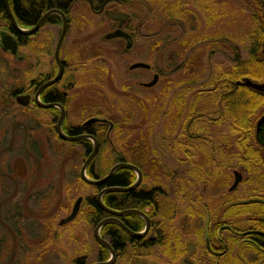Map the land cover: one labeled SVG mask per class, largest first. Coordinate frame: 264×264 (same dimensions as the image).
<instances>
[{"label": "rangeland", "instance_id": "obj_1", "mask_svg": "<svg viewBox=\"0 0 264 264\" xmlns=\"http://www.w3.org/2000/svg\"><path fill=\"white\" fill-rule=\"evenodd\" d=\"M160 1L130 2L134 5L130 6L133 13L143 15L140 13L142 21L131 23L140 30L129 50L119 37H105L115 29V23L106 14H97L87 1L75 2L67 16L70 25L61 57L69 60L71 69L76 71L67 121L82 123L98 111H105L101 113L103 116L117 121L118 128L108 141L122 144L117 149L108 148L103 156L109 160L103 158L95 164L97 168L103 162L104 174L109 164H113L116 151L132 155L133 143L142 135L149 137L153 133L154 139L152 136L150 139L155 145L156 157L177 162L182 156L179 146L170 149L171 157L165 145L163 120L153 122L155 111L162 106L158 104L163 97L172 104L173 98L179 97L191 84L196 90L209 85L215 69L231 67L235 47L239 46L241 56L247 57L248 42L243 30L251 25L249 19L254 10L249 5L251 0H223L227 3L219 5L216 20L209 15L210 6L198 7L194 0H181L180 8L194 13H186L184 18L172 16V0ZM109 8L126 10L117 5ZM197 19L202 23L196 22ZM62 25V18L60 22L46 23L40 38L30 36L25 45L19 46L17 54L6 52L0 46V264H72V256L82 252L84 245L88 246L85 249L90 255L89 261L96 259L98 248L92 239V228L83 227L87 204L74 221L60 224L80 196L96 191L80 178L85 162L82 147L55 138L49 114L37 107L22 106L15 99L22 89L31 87L38 69L49 74L55 67V73V50ZM1 28L9 29L3 21ZM195 29L199 35L193 36ZM214 37L219 38L214 40ZM138 62L149 63L161 73L156 85L142 87V82L153 80L154 71L131 70V65ZM197 78H201L199 82L190 81L191 84L184 86L185 80ZM143 95L146 101L139 98ZM255 113L253 124L264 113V98ZM225 128L221 127V136ZM233 163L231 170L221 171L229 174L231 183L234 181L232 169L240 170ZM56 230L60 238L55 242Z\"/></svg>", "mask_w": 264, "mask_h": 264}, {"label": "flooded vegetation", "instance_id": "obj_2", "mask_svg": "<svg viewBox=\"0 0 264 264\" xmlns=\"http://www.w3.org/2000/svg\"><path fill=\"white\" fill-rule=\"evenodd\" d=\"M77 1L82 0H75V2ZM84 1H87L97 14L104 13L115 23V29L106 34V38L107 35L118 30H122L128 35V37L119 36V38L125 41L126 48L129 50L128 43L130 42L133 46L135 35L139 34L140 30L138 25L132 26L131 23L142 21L140 13L143 15L142 12L133 13V9H130V6L133 5L130 2L135 0ZM148 1L161 2L160 0ZM164 1L167 2V0ZM172 2L170 7V13L174 14L172 16L184 18L186 13L194 14L191 9L182 10L183 8H180L183 3L181 0H172ZM224 3L227 2L223 0H194V5L198 7L210 6L209 15L213 20H216L219 15V5ZM111 5L126 7V10L122 8L120 11H113L109 8ZM204 9L209 11L207 8ZM204 9L201 8V11ZM112 12L123 14V16L120 20H115L110 16ZM199 21L196 20V22ZM53 22L47 19L33 37L39 39L46 23ZM200 23L202 22L200 21ZM1 31L12 33L19 42V36L11 29L1 28ZM197 31L195 29V33L192 35H199ZM149 34L148 32L147 37L150 36ZM19 46H21L20 42ZM61 59L62 72L57 82L43 88L59 74V65L55 60L57 66L55 73H53L55 67L49 74L38 69L35 78L31 80V87L22 89L17 93L15 99L17 101L18 96L24 95L29 99V104L25 107H37L38 110L49 114V123L52 125L50 128L53 131L55 129V138L59 137L63 141H69L82 147L85 161L94 151L95 143L89 138L70 141L61 137L58 132L61 113H65L62 130L66 136L91 135L95 137L98 142V152L91 161L89 169L99 161L102 150L117 149V146L122 143L100 142L94 135L95 130L90 128L91 125L100 123L102 130L96 131V134L100 137L103 136V139H110L112 132L116 129V123L111 118L99 114L105 113V111L96 112L97 114L88 117L82 123L67 121L68 108L73 101L71 90L76 86V71L71 69L69 60L62 57ZM149 65V68L132 69L130 67V69L153 70L152 65ZM153 71V79L156 75L160 79L161 73ZM200 79L196 82H199ZM148 83L150 82L144 81L141 85L144 88H151L147 86ZM38 93L42 104L51 106L38 105L36 103ZM139 98L146 101L147 97L143 95ZM62 108L65 109V112ZM197 115L195 120H188L187 115H184L180 119L179 125L175 127L176 130H173V127H167L166 132L164 130L167 138L165 145L170 151L171 157L173 147L179 146L182 156L177 162L157 159L155 145L150 139L151 136L154 139V133L149 137L142 135L137 143H133L131 147L133 150L131 153L134 156L132 163H126H131L136 167L143 166V169L138 167L142 172V177L133 170L135 177L131 185L135 184L136 187L131 190L130 197L118 196L116 198L117 205L111 202L109 204L106 197L109 193L120 191L107 192L103 195V203L110 211L101 206L87 205L88 209L85 213L87 220L83 227L89 225L92 228V239L98 248L96 259L89 261L90 255L86 250L88 246L84 245L86 249H82V253L76 252L72 256V264L107 262L112 259V251L115 252L113 264H264V113L260 115L256 123L251 122L252 132L249 133L246 145H239L235 141L236 134L230 127L225 128L226 135L221 137L217 122L212 121L209 122L210 125L204 126L202 115ZM92 118L98 120L87 125L86 122ZM50 145L52 146L54 143L50 141ZM119 152L122 153V151ZM143 152H147V154L144 155ZM251 154L252 156L260 155L259 158L253 157L250 160L258 165L252 172L244 162V159H247ZM233 162L238 164L240 170L232 169L234 173L231 176L234 177V181L231 183L229 174L226 175L222 172L231 170L234 167ZM258 170L260 172H256ZM236 172H239L240 181L233 188ZM90 177L92 179L99 178ZM98 187L100 189L95 194L80 196L83 198L82 207L85 203L90 202V196L95 195L97 202L99 193L105 188L123 186H111L107 181ZM125 192L129 191L122 193ZM91 201L93 202V200ZM101 223L103 225L99 235L111 249L98 241L96 230ZM59 236L60 233L56 230L54 233L55 242L60 238ZM54 257L56 259V254Z\"/></svg>", "mask_w": 264, "mask_h": 264}, {"label": "trees", "instance_id": "obj_3", "mask_svg": "<svg viewBox=\"0 0 264 264\" xmlns=\"http://www.w3.org/2000/svg\"><path fill=\"white\" fill-rule=\"evenodd\" d=\"M9 4L19 25L23 28H29L35 26L43 15L53 9L60 10L68 16L75 4V0H9ZM249 5L253 6L254 10L249 19L251 24L250 28L246 27V29L243 30L245 31L244 39L248 42L246 45L247 57L243 58L239 52V46L235 47V58L231 67L227 70L223 67L215 69L212 73L211 83L209 85H204V88H198L196 90L193 84L189 82H196L199 78L185 80L184 84L189 83L192 86L182 90L181 95L178 94L179 97L175 96L172 104L171 102H165V98L163 97L162 103L158 104L162 106L155 111L153 122H159V120L161 122V120H163L165 132L167 127H173L172 129L176 130L175 127L179 125V121L184 115H187L188 120H195L196 116H198L197 114H200V116L202 115L204 126L210 125L211 123L209 122L214 121L217 122L219 130L221 127H230L236 134L235 141L239 143V145L247 144L249 133L252 132V119L256 114L255 112L259 103H261L262 98H264V92L255 90L244 82V79H250L257 83H264V0H251ZM251 6L249 7L251 8ZM56 20L60 22V15L53 14L48 18V21L55 22ZM1 21L5 22L9 29L17 33L21 46L27 43L30 36L20 34L14 29L5 5V0H0V22ZM218 38L214 37V40ZM197 40H199L198 37ZM186 41L189 42L188 39H186ZM192 92L194 93L193 95ZM165 96L167 97L168 93ZM189 96L193 98L189 99ZM188 103H190L189 106ZM165 105H167V107ZM115 123L117 129V121H115ZM190 124L189 122V125ZM90 128L95 130L94 135L97 136L100 142H108V139H103V136L100 137L96 134V131L102 130V125L100 123H95L91 125ZM224 135H226V132L223 136ZM106 150L100 152L99 161L103 158L109 160L107 156H103L108 153ZM108 155L111 156V152ZM115 155L113 159L114 162H112L113 164H109L108 171L105 174L103 172L105 170L103 162H101L97 168H95V165H92L88 169V174L90 176L102 178L110 172L115 164L121 161L132 163L133 158L131 154L127 155L126 153L116 151ZM253 157L259 158V156H252L251 154L248 155L247 159H244V162H246L251 171L258 167V165L250 161ZM138 167L140 169L144 168L141 165H138ZM257 172H260V170ZM134 177L135 172L133 170L123 168L114 174L108 181V185L129 186L132 184ZM93 186L96 190L95 192H98L100 187L96 185ZM131 195L132 191L125 193L113 192L109 193L106 198L109 204L113 203L117 205L116 198L118 196L126 198ZM90 197V202L85 204L99 206L96 202V196ZM91 200H93V202Z\"/></svg>", "mask_w": 264, "mask_h": 264}, {"label": "water", "instance_id": "obj_4", "mask_svg": "<svg viewBox=\"0 0 264 264\" xmlns=\"http://www.w3.org/2000/svg\"><path fill=\"white\" fill-rule=\"evenodd\" d=\"M5 5H6L7 11H8V14H9V17H10V20H11V23H12L14 29L17 32H19L20 34L27 35V36H32L35 32H37L40 29V27L42 26V24L51 15H53V14L60 15V17L62 18L63 25H62V31H61L60 37L58 39V42H57V45H56V50H55L56 61H57L58 65H59V74L51 82H48L47 84H45L43 86V88L48 86V85H50V84H52V83L57 82L59 80L60 74L62 72L61 47H62L63 41L65 39L67 30H68V25H69L68 24L67 15L64 12H62L60 10H57V9L50 10L45 15H43V17L40 19V21L38 22V24L36 26H34V27L30 28V29H26V28H23V27H21L19 25V23H18L15 15L13 13V11L11 10L10 4H9V0H5ZM110 16L113 19H115V20H120L122 18L123 14L113 13L112 12V13H110ZM119 36L128 37V35L124 31L118 30V31H116L114 33H111V34L107 35V38L111 39V38L119 37ZM131 45L132 44L129 42L128 43V48H130ZM0 46L3 48L4 51H11L13 54H17L18 49H19V42H18L17 37L15 35H13L12 33L8 32V31H1L0 32ZM140 67L149 68L150 65L145 63V62H138V63H135V64H133L131 66L132 69L140 68ZM158 80H159V76L156 75L155 78L150 83L147 84V86L151 87V86L156 85L158 83ZM244 82H245V84H247L248 86L252 87L253 89L264 92V83H257V82H254V81L250 80V79H244ZM17 102H19L21 105L27 106L29 104V99L26 96H24V95H20V96L17 97ZM36 103L38 105H41V106H46V107L51 106V105L42 104V102L39 99V93L37 95ZM62 110H63V112H65L64 108H62ZM64 118H65V113H61V117H60V120H59V126H58V132L61 135V137H63L64 139L70 140V141L81 139V138H89L92 141H94V143H95L94 151L88 157V159L85 161V163L83 164V166L81 168L80 177H81V179L84 182H86L88 184L96 185V186H102L107 181H109L110 178L118 170L123 169V168H128V169L134 170L140 175V177H142V172L138 169V167H136L135 165H133L131 163L121 162V163L115 164L112 167V169L110 170V172L105 177L98 178V179H92L88 175V167H89L91 161L93 160V158L95 157V155L98 152L97 139L95 137L91 136V135H84V136H80V137L66 136L64 134L63 130H62V123H63ZM97 120H98L97 118H92V119L88 120L86 122V124L87 125L92 124V123L96 122ZM263 120H264V117H263ZM239 181H240V175H239V172H236V181H235V183L233 185V188H235L238 185ZM135 187H136V185L134 184V185H131L129 187H108V188H105L104 190H102L99 193V195L97 197V202H98L99 206H101L102 208L107 209L105 204L103 203V195L105 193L113 192V191H120V192L131 191ZM82 203H83V198L82 197L78 198L76 203H75V205H74L72 213L69 216H67L66 218L62 219L60 221V224L63 225V224H66V223H69V222L75 220L76 217L79 214V211H80V208L82 206ZM107 210H109V209H107ZM128 212H133V211H128ZM102 225H103V223H101L97 227V230H96L97 231L98 241L102 245L104 244V245H106V246H108L110 248L109 244L105 240L103 241V239L99 235V231H100V228H101ZM114 257H115V252L112 251V259L111 260H109L107 262L96 263V264H113V258Z\"/></svg>", "mask_w": 264, "mask_h": 264}, {"label": "bare ground", "instance_id": "obj_5", "mask_svg": "<svg viewBox=\"0 0 264 264\" xmlns=\"http://www.w3.org/2000/svg\"><path fill=\"white\" fill-rule=\"evenodd\" d=\"M39 21H40V20H39ZM37 24H38V23H37ZM37 24H36V25H37ZM36 25H35V26H36ZM33 27H34V26H33ZM30 28H32V27H29V28H27V29H30ZM66 34H67V33H66ZM6 52H11V51H6ZM11 53H12V52H11ZM12 54H13V53H12ZM18 103H19V102H18ZM19 104H20V103H19ZM75 203H76V202H75ZM74 205H75V204H74ZM81 207H82V206H81ZM73 208H74V207H73ZM80 210H81V208H80Z\"/></svg>", "mask_w": 264, "mask_h": 264}]
</instances>
